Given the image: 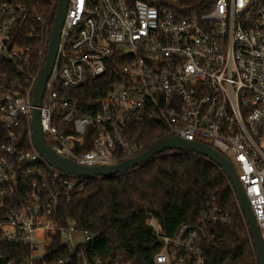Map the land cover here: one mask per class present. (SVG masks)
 I'll list each match as a JSON object with an SVG mask.
<instances>
[{"label":"built area","instance_id":"1","mask_svg":"<svg viewBox=\"0 0 264 264\" xmlns=\"http://www.w3.org/2000/svg\"><path fill=\"white\" fill-rule=\"evenodd\" d=\"M26 1L0 0V264H120L89 252L94 233L58 220L64 196L89 179L43 158L32 142L36 109L47 144L81 166L145 153L130 137L148 118L167 125L166 138L210 145L235 162L264 243V0H215L205 11L206 0H69L38 108L55 20L33 16ZM112 71L105 96L86 102L92 114L68 95ZM229 222L215 199L173 235L149 221L162 243L153 264H207L211 228Z\"/></svg>","mask_w":264,"mask_h":264},{"label":"trees","instance_id":"2","mask_svg":"<svg viewBox=\"0 0 264 264\" xmlns=\"http://www.w3.org/2000/svg\"><path fill=\"white\" fill-rule=\"evenodd\" d=\"M143 1L163 6L160 0ZM214 1L206 0L198 8L205 11ZM58 2L26 1L33 16H42L51 23ZM35 46L36 53L40 44ZM115 74L112 71L101 79H89L83 88L68 95L79 99L86 112L92 114L86 102L97 104ZM131 131L130 141L142 144L148 151L166 138L168 127L162 121L148 118L133 124ZM213 199L230 222L211 228L205 246L207 264H257L249 232L226 175L213 162L192 153L165 151L151 163L127 174L89 180L81 191L64 196L58 220L62 224L75 221L79 230L94 233L89 252L109 263L153 264L162 243L149 221L156 220L165 234L173 235L183 225H193Z\"/></svg>","mask_w":264,"mask_h":264},{"label":"water","instance_id":"3","mask_svg":"<svg viewBox=\"0 0 264 264\" xmlns=\"http://www.w3.org/2000/svg\"><path fill=\"white\" fill-rule=\"evenodd\" d=\"M69 0H59L58 10L52 28L47 63L35 91V106L41 105L42 96L46 90L47 82L53 71L55 60L58 54L62 28L66 19ZM32 142L43 158L54 168L71 176L96 179L112 178L127 174L141 166L151 163L157 156L165 151H180L192 153L197 156L208 159L216 164L224 174L236 192L238 201L247 219L251 235L254 239L255 247L258 253L260 264H264V243L256 222L255 216L251 210L249 201L245 195L242 184L238 178L233 164L222 154L212 148L210 145L186 141L178 137H169L158 141L148 151L142 155L129 159L115 166L86 167L75 163L72 160L58 155L46 142L40 123V112L35 110L32 120Z\"/></svg>","mask_w":264,"mask_h":264},{"label":"rangeland","instance_id":"4","mask_svg":"<svg viewBox=\"0 0 264 264\" xmlns=\"http://www.w3.org/2000/svg\"><path fill=\"white\" fill-rule=\"evenodd\" d=\"M231 162H232L234 168H236L235 162L233 160H231ZM236 170H237V168H236ZM79 240H81V239H79Z\"/></svg>","mask_w":264,"mask_h":264}]
</instances>
